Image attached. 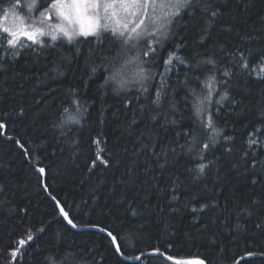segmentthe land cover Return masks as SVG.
I'll use <instances>...</instances> for the list:
<instances>
[{
    "label": "snow or ice",
    "instance_id": "obj_1",
    "mask_svg": "<svg viewBox=\"0 0 264 264\" xmlns=\"http://www.w3.org/2000/svg\"><path fill=\"white\" fill-rule=\"evenodd\" d=\"M250 3L237 0V11L247 12ZM237 18L224 0H0V75L22 59L50 58L54 75L39 82L47 96L35 103L42 108L56 97L52 126L70 152L67 166L83 170L79 185L88 193L72 215L50 191L51 169L36 153L43 145L30 148L7 136L30 163L36 160L34 171L56 215L13 208V189L0 182V202L24 229L6 264H24L26 256L42 257L38 264H108L106 254L117 264H151L156 257L224 264L241 241V259L264 264V90L250 114L239 98L241 84L264 85V16L239 29ZM16 79L23 90L25 77L17 73ZM13 111L26 114L24 106L0 112V135ZM113 118L121 135L132 138L131 148L119 140L110 144ZM229 176L252 189L248 204L224 195ZM110 183L119 197L101 203L98 193ZM97 212L104 222H80ZM185 217L188 234L215 256L176 259L166 255L170 243L164 251H144L142 238L154 222L179 230ZM253 217L255 231L247 227ZM56 224L67 226L65 233L54 230ZM68 228L90 239L68 243ZM230 264L240 261L233 257Z\"/></svg>",
    "mask_w": 264,
    "mask_h": 264
},
{
    "label": "trees",
    "instance_id": "obj_2",
    "mask_svg": "<svg viewBox=\"0 0 264 264\" xmlns=\"http://www.w3.org/2000/svg\"><path fill=\"white\" fill-rule=\"evenodd\" d=\"M226 7L231 11L232 15L238 18L234 21L239 28H250L261 16H264V0H251L248 6V11L242 9L237 11V0H224ZM50 58H41L39 62H33L32 58L27 60L22 59L13 68L8 75H0V112H6L10 109H18L24 106L26 114L24 117H17L16 112L13 111L11 116L7 117L9 127L6 130V135H0V182H6L12 187L13 192L10 194L12 199V207L28 205L35 214H42L45 218H51L56 215L54 204L49 199L47 193L43 191L38 182V174L34 171L33 165L36 160L31 163L25 158L22 150L16 146L13 140L6 137H19L21 141H27L26 146L35 148L36 144L43 145L42 148L36 149L37 159L42 160L46 169L50 168L48 173V183L50 184V191L57 196L62 203L68 205V210L72 215L79 214V205H81V196L87 198V191L82 189L79 185L80 179L84 176L82 169H75L68 167L69 150L66 146L61 144L62 137L59 130L52 126V121L55 119V107L57 104L56 97L48 99L41 108L36 105L35 100L40 97H46L47 92L43 86L39 84L43 81L48 83L49 75H54L50 72V65L47 62ZM73 71H76L73 68ZM22 74L25 79L19 80L20 84L24 85V89L18 87L16 74ZM239 98L243 100L247 106L250 114L257 102L259 92L264 90V85L254 84L246 88L243 84L240 86ZM4 89H8L4 91ZM251 93V95H249ZM227 104V102H225ZM109 105L120 107V104L115 99H109ZM39 109V110H38ZM120 119H123L121 117ZM119 120L113 118V123L109 128V141L113 144L115 140H119L121 145L127 144L131 148L132 138L127 135H121ZM114 138V139H113ZM94 147V146H93ZM118 150V149H117ZM85 153H89L88 146L85 144ZM84 160L81 159L83 165ZM122 175V170L109 175L110 182H114ZM230 182H225V196L237 199L245 205L250 202L252 198V189L242 178H232L229 176ZM135 189L129 190L128 194L133 195ZM98 195L101 197V203L109 197H119V191L113 193L111 190V183L105 185ZM30 202V204H29ZM93 203H97L93 201ZM112 201L109 200L111 205ZM115 210V209H114ZM106 211V209H105ZM58 219H62L57 217ZM91 219L97 222H104L106 216L101 212H97L92 217H85L86 220ZM256 217L251 218L247 223L249 229H254ZM20 221L15 214L10 212L9 208L3 206L0 202V264H6L8 251L15 246L16 240L22 237L24 229L18 227ZM177 221V224H180ZM182 227L179 230L169 228L162 222L156 221L151 228L144 233L142 238V247L145 252L151 251L153 247L158 246L161 251L166 249L170 243L172 248L166 252L167 255H173L179 259H193L201 254H211L215 256V251L206 249L201 245L204 240L201 238H193L187 229V217L183 221ZM60 224L55 225V229L61 233H65V228ZM64 239L71 243L75 241L76 244L82 243L85 239L90 237L85 234H76L75 230L67 229ZM41 247H44L46 240L39 241ZM224 243H228L227 239ZM246 245L241 241L236 246L230 248L228 252L229 259L224 264H230L233 257L239 260L245 255ZM36 253L33 252V256ZM108 256V264H117L115 257L110 254ZM42 257L37 256L36 259L26 256L24 264H38ZM151 264H172L169 261L154 258ZM240 264H246V260H240ZM256 264H261L259 259Z\"/></svg>",
    "mask_w": 264,
    "mask_h": 264
},
{
    "label": "water",
    "instance_id": "obj_3",
    "mask_svg": "<svg viewBox=\"0 0 264 264\" xmlns=\"http://www.w3.org/2000/svg\"><path fill=\"white\" fill-rule=\"evenodd\" d=\"M149 252V251H148ZM167 255V254H166ZM176 259H179V258H176ZM194 259V258H193ZM180 260H186V259H180ZM241 260V258L239 259V261ZM172 263V262H171Z\"/></svg>",
    "mask_w": 264,
    "mask_h": 264
},
{
    "label": "bare ground",
    "instance_id": "obj_4",
    "mask_svg": "<svg viewBox=\"0 0 264 264\" xmlns=\"http://www.w3.org/2000/svg\"><path fill=\"white\" fill-rule=\"evenodd\" d=\"M242 260V259H241Z\"/></svg>",
    "mask_w": 264,
    "mask_h": 264
}]
</instances>
